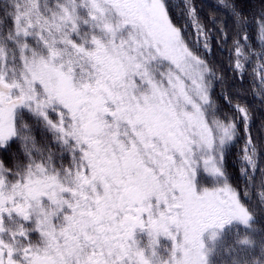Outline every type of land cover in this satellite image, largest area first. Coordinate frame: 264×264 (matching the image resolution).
Wrapping results in <instances>:
<instances>
[{"label":"snow or ice","instance_id":"snow-or-ice-1","mask_svg":"<svg viewBox=\"0 0 264 264\" xmlns=\"http://www.w3.org/2000/svg\"><path fill=\"white\" fill-rule=\"evenodd\" d=\"M217 7L0 0V264H264V121L207 58L264 107V0Z\"/></svg>","mask_w":264,"mask_h":264},{"label":"trees","instance_id":"trees-1","mask_svg":"<svg viewBox=\"0 0 264 264\" xmlns=\"http://www.w3.org/2000/svg\"><path fill=\"white\" fill-rule=\"evenodd\" d=\"M196 6L199 11V16L202 23L208 29H214L216 26L212 23V19L215 18L217 21L224 18L225 14L222 10L218 9V0H195ZM244 3L251 7L256 3V0H244ZM215 36V31L213 32ZM232 48V38L229 34L227 43L219 42L216 39L212 41V55L207 57L209 62L215 67L218 75H223L226 78V83L231 86L235 85V88L241 89L243 95L240 97L242 103H246L247 106L252 110L254 122L252 126V134L254 137L261 135V122L264 121V107L259 103L258 96H254L253 93L257 91L259 80L255 83L251 79V66H249L248 74L244 77L243 83L236 81L232 77V73L229 71V51ZM223 85L219 86L222 88ZM218 88V90H219ZM235 102V101H234ZM39 137V133H38ZM242 146V145H241ZM230 168H235V165L229 164ZM205 182L207 177H205Z\"/></svg>","mask_w":264,"mask_h":264}]
</instances>
